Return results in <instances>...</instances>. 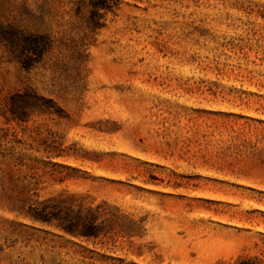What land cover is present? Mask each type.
<instances>
[{"label": "rangeland", "instance_id": "374dc122", "mask_svg": "<svg viewBox=\"0 0 264 264\" xmlns=\"http://www.w3.org/2000/svg\"><path fill=\"white\" fill-rule=\"evenodd\" d=\"M0 264H264V0H0Z\"/></svg>", "mask_w": 264, "mask_h": 264}, {"label": "trees", "instance_id": "16d2710c", "mask_svg": "<svg viewBox=\"0 0 264 264\" xmlns=\"http://www.w3.org/2000/svg\"><path fill=\"white\" fill-rule=\"evenodd\" d=\"M78 226L76 225H70V230H74V228H76ZM83 234L85 236H94V237H97L99 235V229L97 226L93 225V224H90L88 225V227H84V231H83Z\"/></svg>", "mask_w": 264, "mask_h": 264}]
</instances>
